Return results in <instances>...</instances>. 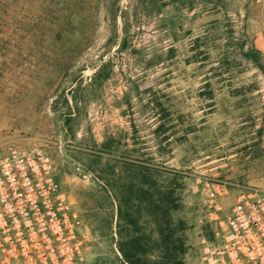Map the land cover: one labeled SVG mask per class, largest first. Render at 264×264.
Returning a JSON list of instances; mask_svg holds the SVG:
<instances>
[{
  "label": "rangeland",
  "instance_id": "rangeland-1",
  "mask_svg": "<svg viewBox=\"0 0 264 264\" xmlns=\"http://www.w3.org/2000/svg\"><path fill=\"white\" fill-rule=\"evenodd\" d=\"M35 148L81 264H204L219 219L264 191V0H0V155ZM146 188L170 202L147 215Z\"/></svg>",
  "mask_w": 264,
  "mask_h": 264
},
{
  "label": "built area",
  "instance_id": "built-area-1",
  "mask_svg": "<svg viewBox=\"0 0 264 264\" xmlns=\"http://www.w3.org/2000/svg\"><path fill=\"white\" fill-rule=\"evenodd\" d=\"M42 149L0 155V256L5 264H81L84 238ZM217 188L208 194L217 219ZM201 248L204 264H264V191L244 192ZM112 264V263H104Z\"/></svg>",
  "mask_w": 264,
  "mask_h": 264
},
{
  "label": "trees",
  "instance_id": "trees-1",
  "mask_svg": "<svg viewBox=\"0 0 264 264\" xmlns=\"http://www.w3.org/2000/svg\"><path fill=\"white\" fill-rule=\"evenodd\" d=\"M100 74H101V69H98V71H96L93 74L94 80L96 78H98V76ZM141 177L143 179L142 183L147 185L148 188H150L151 185L154 186V184L152 182H150L149 175L142 174ZM153 190H154V192H149L148 189L146 188V190L144 191L143 197L140 196L138 198L141 202L146 203L147 215H149L150 213H154V211L156 212L157 210H160L161 206L157 203V201L162 200V202H160V204L162 203L164 205L170 202L167 195H165V194L161 195V194H159L158 190L157 191H156V189H153ZM154 193L157 195L156 197L153 196ZM162 212L164 214H166L165 210H163ZM162 231H163V229H162ZM160 235L164 238V242L166 243L167 239L165 237V233L162 232V234H161V232H160ZM135 249L132 248V250H134V251H131V252L124 251V250L122 252V254L124 255V258L128 261V264H146L144 261H148V259H147V256H143L144 258H142V255H145L144 252H141V251H143V249H141V250L136 249L137 251ZM164 249H166V250L168 249L166 244H164Z\"/></svg>",
  "mask_w": 264,
  "mask_h": 264
}]
</instances>
